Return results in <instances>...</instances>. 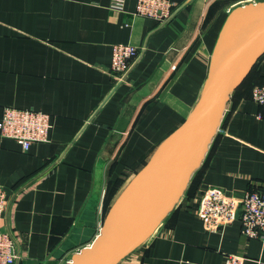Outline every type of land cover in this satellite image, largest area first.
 Here are the masks:
<instances>
[{"label":"crops","instance_id":"crops-1","mask_svg":"<svg viewBox=\"0 0 264 264\" xmlns=\"http://www.w3.org/2000/svg\"><path fill=\"white\" fill-rule=\"evenodd\" d=\"M111 1L0 0V119L12 106L45 111L52 122L49 140L28 150L0 135V184L9 197L2 223L17 240L16 264H68L96 240L119 201L120 189L110 186L139 173L148 153L194 111L229 12L264 2L176 0L175 16L161 25L134 15L136 0L124 11ZM196 39L206 52L203 82L193 86L199 99L175 110L157 100L161 67ZM116 43L141 50L117 87ZM263 82L264 55L231 93L178 204L118 264H226L229 253L243 254V264H264V240L244 236L239 219L210 232L198 214L208 186L237 197L264 188V104L252 99L253 86Z\"/></svg>","mask_w":264,"mask_h":264},{"label":"water","instance_id":"water-1","mask_svg":"<svg viewBox=\"0 0 264 264\" xmlns=\"http://www.w3.org/2000/svg\"><path fill=\"white\" fill-rule=\"evenodd\" d=\"M263 55L264 2L233 8L194 111L157 165L115 206L96 240L68 264H118L156 231L201 166L231 93Z\"/></svg>","mask_w":264,"mask_h":264},{"label":"built area","instance_id":"built-area-1","mask_svg":"<svg viewBox=\"0 0 264 264\" xmlns=\"http://www.w3.org/2000/svg\"><path fill=\"white\" fill-rule=\"evenodd\" d=\"M126 1L112 0L111 6L124 11ZM175 1L136 0L133 13L161 25L166 24L178 10L179 5ZM140 52L139 47L128 43L112 46L111 72L116 87L125 81ZM252 99L264 104V84L253 87ZM51 128V115L42 110L6 106L0 119L1 137L15 139L25 150L34 143L48 141ZM8 201L7 190L0 184V264H16L20 257L16 238L2 223ZM198 214L210 232H221L239 219L244 236L264 240V188L248 190L237 197L219 187L208 186L200 199ZM245 260L241 253H229L226 264H243Z\"/></svg>","mask_w":264,"mask_h":264},{"label":"rangeland","instance_id":"rangeland-1","mask_svg":"<svg viewBox=\"0 0 264 264\" xmlns=\"http://www.w3.org/2000/svg\"><path fill=\"white\" fill-rule=\"evenodd\" d=\"M201 46L202 45L199 40L196 39V41L193 42L189 49H179L172 51L171 63L169 65H164L161 67V81H159L161 83V86L159 87L160 89L157 92V100L161 101L163 99L165 102L169 103L175 110H180L181 106L187 104L188 102L190 103V109L195 105V100L197 99L198 101L199 96L198 98L196 97L193 99L197 91L193 90V86L195 85L199 87V85L203 82V72L206 68V65L204 63L206 52L204 50V47ZM199 93H202V90ZM179 132L180 131H176L175 133H172L171 136L173 135L175 137V134H178ZM154 149L157 151L158 146L154 147ZM155 150L148 153V155L146 156L147 160L145 158V162L139 169V173L138 171L135 173V176H138L137 179H139L141 174H143V171L147 169L151 158L156 152ZM127 175L128 173H126V175L124 173V176L122 175L121 177L117 178L115 182L110 186L111 192H115L117 191V189H120L119 196L117 197L118 200L121 198L124 192L123 190L129 188L131 186V182L135 178V176L128 177Z\"/></svg>","mask_w":264,"mask_h":264},{"label":"bare ground","instance_id":"bare-ground-1","mask_svg":"<svg viewBox=\"0 0 264 264\" xmlns=\"http://www.w3.org/2000/svg\"><path fill=\"white\" fill-rule=\"evenodd\" d=\"M176 136L174 137H172V138H170V139H166L165 141V143H163L162 145H161V147H159L158 148V150L154 153V156L151 158V160H150V162H149V164H148V167H147V169L145 170V171H143V174H141V176H140V178L139 179H137V177H135L134 179H133V181L131 182V186L129 187V188H126V190H124V192H123V194H122V196H121V198L119 199L120 201V203L122 202V201H124L129 195H130V193L137 187V185L143 180V178L147 175V173L153 168V167H155L156 165H157V163L160 161V159L162 158V156L164 155V153L168 150V148L171 146V144L173 143V141L175 140V138L177 137V134H175ZM137 179V180H136ZM134 180H136V181H134ZM118 202V201H117ZM118 202V203H119ZM111 214V213H110ZM109 217V216H108Z\"/></svg>","mask_w":264,"mask_h":264},{"label":"trees","instance_id":"trees-1","mask_svg":"<svg viewBox=\"0 0 264 264\" xmlns=\"http://www.w3.org/2000/svg\"><path fill=\"white\" fill-rule=\"evenodd\" d=\"M263 83H264V82H263ZM263 83H258V84H263ZM258 84H256V85H258ZM254 86H255V85H254ZM254 86H253V87H254Z\"/></svg>","mask_w":264,"mask_h":264}]
</instances>
